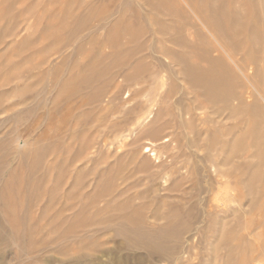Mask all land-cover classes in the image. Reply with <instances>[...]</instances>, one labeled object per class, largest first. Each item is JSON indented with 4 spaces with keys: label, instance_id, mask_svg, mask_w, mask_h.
<instances>
[{
    "label": "rangeland",
    "instance_id": "rangeland-1",
    "mask_svg": "<svg viewBox=\"0 0 264 264\" xmlns=\"http://www.w3.org/2000/svg\"><path fill=\"white\" fill-rule=\"evenodd\" d=\"M146 2L0 0V264H264V100L196 107L218 0Z\"/></svg>",
    "mask_w": 264,
    "mask_h": 264
},
{
    "label": "bare ground",
    "instance_id": "bare-ground-1",
    "mask_svg": "<svg viewBox=\"0 0 264 264\" xmlns=\"http://www.w3.org/2000/svg\"><path fill=\"white\" fill-rule=\"evenodd\" d=\"M235 1H237V0H228V1L218 0L217 5H215V6L209 5V7L207 4L204 8L206 13L203 12L205 15L207 14L206 15L207 18L205 16H203V18H205V20L200 18L201 20L205 21L206 24H204V22L200 20L201 22H203V25L208 27L207 30L209 29L208 31L210 33V36L213 39L216 38V40H217V38H220V37L229 39L230 44H229V47L226 48V50L230 51V54H228V56H227L228 59L230 60V62H228L224 57H222L218 54L216 56L212 55L213 52L211 53V51H213L214 49H212L209 46L210 48L206 47L203 49L202 56L204 57L203 58L204 60H208V62L210 60L211 66H212V64H214V65H216V67L211 68L210 64L208 63V65H209L208 69L209 68H211V69L205 70V68L203 69V68H199V67L194 66V65L189 66L188 64L187 65L183 64V72L182 73H184L185 76H187V78H189L188 80L190 81L191 87H193L194 90H198L199 92L203 93V96H205V97H203L204 101L201 100V101H203L202 104H201V102H198V103H200V105H198V106H197V104H195L196 107H200L199 108L200 110L203 111V109H201V107L202 108H208L209 107L208 110H210L211 109L210 106H212V105L224 104L225 108H227V111L228 110L230 111L229 112L230 114L227 113L228 115L235 114V113L241 114L242 113L241 109H240L241 112L237 113L238 109H239L238 105H240V107H241L242 104H246L245 106L243 105L245 108L242 106L244 108V110H246V112H248L249 115L251 113H253L255 115V114L261 113V111H260L261 105L258 102H254L253 104H251L248 102V99L250 97H252L253 99L256 98L255 96H253L254 95L253 91H256V92H259L258 95H260L259 98L262 99L261 102L264 100V66L261 67L259 65V63L257 65L258 60L256 61V60L246 59V57L254 56L255 54H259V53H260L259 55L264 56V44H259V45H262L263 47H260L257 44L258 41H262V42L264 41V35H259L258 29L256 27L257 23H261L264 26V5L259 6V8H255V7L249 8L248 6L245 5L243 7V9H238L232 5L233 2L235 3ZM238 1H241V0H238ZM145 2H146V0H145ZM146 4H148L147 6H149V9L151 12H156L155 4L153 6L150 5L151 3H149V2H146ZM89 10H90V12L88 11V18H90L89 21L94 20L96 22L95 24L91 25L92 26L91 29L92 30H96V29L98 30V29L102 28L105 24V19H106L104 17V15L100 14V13L99 14L95 13V10L90 9V7H89ZM201 10H203V9H201ZM257 14H259V15L263 14V16L257 17V16H259ZM118 20H120V15H119ZM186 23L188 24V22L181 21V23L178 26V34H179L178 40L180 41L179 46L184 45L183 39H184L185 32H183V29L187 25ZM235 26H239V28L237 29V27L235 28ZM63 30L64 29L61 28L60 32H62ZM57 31H59V30H57ZM115 33L117 36L120 35L119 32H115ZM164 33H165V31H164ZM161 36L165 40H169V39H167V37H168L167 34L161 33ZM246 37H249V39H247ZM109 40L111 41V39H109ZM170 40H172V39H170ZM172 57L179 63L184 61V59H183L184 56H182L181 53L179 54V53L175 52L174 54H172ZM205 58H207V59H205ZM185 61H187V60L185 59ZM137 69L140 70V68H135L134 70L137 71ZM131 76L129 73L123 75L125 80H129L131 78ZM244 83H247V85L243 86ZM236 86L240 88L239 89L240 91L239 90L237 91L235 89ZM232 87H233V89H232ZM256 100L259 101L257 98H256ZM234 101L236 103H234ZM233 104H236V106H234ZM195 105H193V106H195ZM188 108L191 109V107H188ZM188 108H187V110H188ZM196 109H198V108H196ZM194 110H195V108H194ZM214 111H211V112L214 113ZM189 113L191 114V112H189ZM187 114H188V112H187ZM214 114H212V115H214ZM208 115H209V113L207 114V116ZM219 115H221V113ZM228 115H227V117H229ZM204 116L206 119L207 118L206 115H204ZM204 116H201V117L204 118ZM232 117H235V116H232ZM201 119L199 118V120H201ZM208 119L210 120V118H208ZM171 120H173V119H171ZM212 120H214V119H212ZM177 121H178V119H177ZM212 122H210V123H212ZM166 123L167 122H164L163 124L168 126L169 122H168V124H166ZM186 124H187V122H186ZM202 124L203 123H200L201 126H202ZM204 124H208V121H206V123L204 122ZM204 124H203V126H204ZM156 125H157V123H156ZM174 125H175V123L173 122V126ZM120 126H121V124H120ZM206 126L202 127V130H203L202 132L205 133L204 135H206V134L208 135L209 133L213 135V131L211 133V130H210V128H212V127L209 128L208 125H206ZM122 127L123 126H121V128ZM157 127H158V125H157ZM231 128H233V127H231ZM231 128H229V129H231ZM232 130H234V129H231L229 131L232 132ZM118 131H120V130H118ZM159 131H161V129ZM214 133L216 134V131H214ZM143 137H144V135H143ZM129 143H127V144H129ZM178 146H180V145H178ZM220 149H221V151L223 150L222 148H220ZM221 151H220V153H221ZM213 159H216V158H213ZM221 163L223 164V162H221ZM215 164L217 166V164H219V163H215ZM219 165H221V164H219ZM225 173H226V171H225Z\"/></svg>",
    "mask_w": 264,
    "mask_h": 264
}]
</instances>
